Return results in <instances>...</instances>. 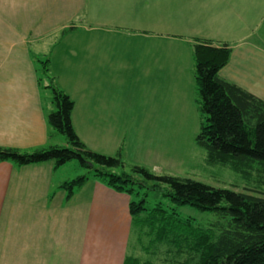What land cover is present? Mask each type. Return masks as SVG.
Returning a JSON list of instances; mask_svg holds the SVG:
<instances>
[{
    "label": "crops",
    "instance_id": "0c3cea01",
    "mask_svg": "<svg viewBox=\"0 0 264 264\" xmlns=\"http://www.w3.org/2000/svg\"><path fill=\"white\" fill-rule=\"evenodd\" d=\"M171 6H179L178 15L189 19L181 26L182 36L160 26L164 18L171 23ZM103 31L129 38L144 34L151 43L157 39L163 51L165 42L180 37L228 45L232 55L221 78L264 101V0H0V148L24 153L50 143L36 67L43 50L39 45L81 32L107 34ZM94 50L99 49L86 48L84 53L97 56ZM127 50L114 53L104 47L100 66L107 69L106 64L116 66L119 60V73L111 78L99 75L95 81H123V61L134 64ZM76 53L65 54L68 58ZM147 56L154 62V53ZM153 62L150 71L157 80L168 62L164 53L154 63L155 70ZM56 79L57 87L73 99L72 88ZM163 97L157 92L154 101ZM115 101L86 99L84 94L81 112L85 118L86 112L114 113ZM74 102L72 123L89 148L76 122L79 106ZM56 174L54 162L17 167L0 161V264H124L134 228L131 198L90 179L67 201L59 187L70 180L55 183Z\"/></svg>",
    "mask_w": 264,
    "mask_h": 264
},
{
    "label": "rangeland",
    "instance_id": "374dc122",
    "mask_svg": "<svg viewBox=\"0 0 264 264\" xmlns=\"http://www.w3.org/2000/svg\"><path fill=\"white\" fill-rule=\"evenodd\" d=\"M171 11V23L164 18L160 26L164 30L172 29L169 31L171 34L182 36L181 26L185 27L189 19L185 15L182 17L178 15L179 6H171ZM103 32L107 34L81 32L63 41L61 37H54L39 45L43 50L36 67L41 79L39 81L42 85L47 113L54 111V105L52 92L48 88L52 80L45 74L46 64L49 73L52 72L51 78L57 77L72 88L73 99L79 106L76 122L89 141V148L92 151L115 157L122 149V159L128 173H132L133 167L139 166L156 176L190 179L213 188L256 195L251 191H254L258 183L249 182L229 166L210 164L206 150L196 143L201 119L196 106L198 92L192 44L195 39L193 41L181 37L178 40L171 39L165 42L163 51L157 39L151 43L153 40L143 37L144 34L129 38L128 35ZM151 37L154 39L153 36ZM104 47L110 48L114 53L129 49L128 57L132 58L136 67L133 66L134 64L130 65L127 60L123 61L120 72L123 81H95L99 75L111 78L115 76V71L119 73L118 56L116 66L106 64L107 69H102L103 65L100 66L98 58ZM36 48L38 47L36 46L33 52L35 57L38 54ZM52 48L57 49L54 51ZM86 48L99 49L94 50L98 55L84 53ZM72 50L77 53L67 58L66 51L72 53ZM151 52L154 53V62L150 56H147ZM162 53H164V61L168 62V68L165 67L167 69L157 81L156 76L150 71V63L153 62L155 70L154 63L159 60ZM144 62L147 64L143 65ZM157 92L164 96L163 103L162 100L154 101V94L156 95ZM84 94L86 99L104 97L116 100L114 104L117 112H107L106 115L100 116L86 112L85 118L81 112ZM161 111L166 113L161 116ZM114 114L116 115L113 116ZM53 145L68 147L65 136L50 129V143L45 148ZM85 173L79 162L73 161L57 169L55 183L63 178L73 181ZM260 187L264 192V185L260 184ZM139 191L141 197L147 194V206L150 209L162 204L171 212V208L175 207L168 198L164 197L165 191H148L146 188ZM141 197L137 196L136 201ZM177 214L181 221L191 220L194 228L215 234L222 232L229 220L218 213L201 212L188 206L177 207ZM129 254L133 257L139 256L142 261L153 264H177L184 260L195 264L200 259V254L192 248V243L189 246L182 243L173 247L166 241L160 242L158 230L150 232L141 241L140 225H134ZM190 256L195 257L196 260L191 259Z\"/></svg>",
    "mask_w": 264,
    "mask_h": 264
},
{
    "label": "trees",
    "instance_id": "16d2710c",
    "mask_svg": "<svg viewBox=\"0 0 264 264\" xmlns=\"http://www.w3.org/2000/svg\"><path fill=\"white\" fill-rule=\"evenodd\" d=\"M231 55L232 50L225 44L199 40L193 45L196 106L201 119L196 143L206 150L210 164L229 166L249 182L258 183L251 191L256 195L213 188L190 179L156 176L139 166L128 173L122 149L115 157L92 151L74 129V100L57 87L47 64L45 74L52 80L48 88L54 105V111L47 114V124L49 130L65 136L68 147L53 145L24 153L0 148V161L17 167L54 162L56 170L77 161L86 173L59 187L66 192L67 201L94 179L131 198L130 213L134 225H140L141 241L158 230L160 242L173 247L192 243L200 254L195 264H264V192L260 187L264 185V101L221 78ZM143 188L165 191L164 197L175 207L171 212L162 204L148 208L147 194L141 197L139 191ZM137 196L141 197L138 201ZM186 206L228 218L227 227L219 234L194 228L191 220L181 221L177 214V207ZM141 259L128 254L124 264H153ZM177 264L192 263L184 260Z\"/></svg>",
    "mask_w": 264,
    "mask_h": 264
}]
</instances>
